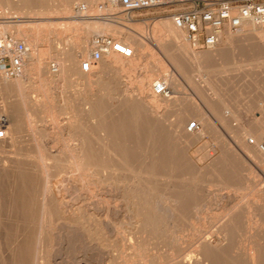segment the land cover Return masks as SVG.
I'll list each match as a JSON object with an SVG mask.
<instances>
[{
    "label": "rangeland",
    "instance_id": "obj_1",
    "mask_svg": "<svg viewBox=\"0 0 264 264\" xmlns=\"http://www.w3.org/2000/svg\"><path fill=\"white\" fill-rule=\"evenodd\" d=\"M65 1L66 0H17L15 2L13 0H0V15L3 13V15L0 16V21H9L7 23L8 31L5 35L10 36L13 34L12 36H14V28L17 25H22L26 29H29L30 33L25 30V36L20 39L25 40L26 43L30 40L33 41L37 49L39 48L37 51L42 52V55L39 56V60L33 58L31 55L29 56L30 58L27 61V66L24 68L21 76L22 83L19 88L15 89L11 87L6 91V93H2L0 91V104L14 106L18 110V115L20 117V115L22 116V105L20 104L22 101L29 104L28 108L30 110L33 108L30 104L37 99H44L43 101L46 105L49 104L50 107L49 101H51V96L54 94L60 96L57 101L60 102L58 109H60L62 113L56 116L57 121H55L54 115L51 111L48 112L49 115L47 114L45 116L41 113L38 114L40 112L38 109H33V111L30 110V117L27 122H19V131L16 133L17 136L14 140V142H16L14 145L16 150L13 146H7L9 141L8 139L7 142H0L1 144H6V148L4 150L6 154L4 151H2V153L0 151L1 157L10 156L12 154L11 152L31 150L30 148H33V141L40 142L41 145L45 147L46 152L53 151L55 153L54 163L56 164L54 166L56 167L50 169L51 172L54 173V176H57L58 181H60L59 184L64 185L65 191L63 192L65 193L62 192V196L66 202H70V206L72 207L70 209L71 216L68 213L67 215L65 214V216L58 214L52 219L54 221L52 223L53 228L48 234L51 239L50 243L52 242L50 249L51 264H156L159 262V260H157L158 257L161 258L159 259L162 264L163 262L164 264H171V261H174V257L176 258V255L180 252H183V256L186 254L185 257H187V254H196L194 251L195 247L198 246L199 241L201 242L205 238L210 239L213 244H216L223 256L225 253L224 260H228L226 256L228 258L230 257L227 262L233 259V262H229L230 264H249L246 255L244 256L247 252L248 245L256 241L263 243L264 239V212L259 214L258 210L259 207L264 208L263 201L256 203L258 209L256 206L254 207L256 202L254 199L257 198L256 196L259 195V197H264V168L254 162L255 160L252 159L253 157H251L245 149V145L250 142V137H247L250 135L249 133H254L257 130V127L264 125V111H262L264 110V59H260V57L257 56H249L244 53L242 54L240 51H235V53L233 52L226 55L229 57L225 56L221 65L208 68L209 70L213 68V72L201 73L197 72L198 68L195 70L196 67H191L192 65L188 63H184V65L180 68L175 66L172 59L163 50L157 49L155 42L152 39H149V41L144 43L145 45L143 49L135 50L136 55L141 53L142 56L140 64L136 70L113 74V77L117 80L114 90L104 91L101 88L102 85L98 81V78L96 79L95 73L91 72L92 74L88 77V75L85 74V72H82L79 68L82 55L80 53L73 52V45L77 37L76 34L80 31H76L78 29L75 30L76 27H73L75 24L73 20L70 18H63L66 16L64 9ZM81 3L87 5L85 0H76L73 3V7L76 6V4L80 5ZM112 13V16H117L119 18L122 16L121 18L125 20L128 19L125 17H132L129 23H127L128 21L125 23H127V25H131L132 27H136L143 35H147L148 37L153 36L155 27L154 23L160 21V24L163 25V17H167H161V9L142 10L125 17V14L120 13L119 9ZM103 14H106V12ZM4 16L7 18H3ZM50 22L51 28L47 26ZM65 23V26L67 27L63 30V33L61 35L56 34L57 36H55L57 28L60 30L63 27L62 25ZM57 24H59L58 27L56 26ZM52 25H54L53 28L56 30L52 28ZM74 26H76V24ZM32 28L34 29V32L31 31L33 30ZM37 31L39 32L37 33ZM146 31L148 33L144 34ZM241 32H243L242 28H240V30L231 31L230 33L237 34ZM36 34H38V37ZM32 37L35 39L33 40ZM224 37L225 32L222 34V39H224ZM39 41H41V44ZM221 42L219 45L224 46L225 43L223 40H221ZM62 50L70 53L71 57L69 61H66L64 57L63 60L67 63L61 60V64L64 66L63 76L56 83L57 86H51L49 83L47 84V82L42 80L37 71L38 65L39 63L44 64L45 62H49L50 66H53L56 59L59 60L60 57L65 56L62 53ZM195 50L200 51L198 48ZM154 60L156 61V66ZM157 63H161L163 68L165 66L166 71L173 74L175 87L169 82L166 83L169 84L168 86L172 88V90L176 91L174 99L176 101V105L170 107L161 106L158 108L160 112L162 111L163 122L166 123H163L162 125H164V127L169 126L170 121L174 118V111L186 112L188 109H193L194 111L201 112L210 121L211 127L209 129H205L200 124L199 130L202 134L200 140L198 139L195 143L188 145L183 141L178 140V138L173 137V135L168 132L166 128L165 131L167 134L170 133L169 135L172 136L166 140L168 145L164 143L165 146L163 147V143L161 142L162 149H160V151L162 152H160V154L163 156H171L174 154L175 158L179 159L181 162L173 157L174 160L180 164L176 163L175 168L174 166L169 165L166 161V165L168 164V167L164 165L163 169L158 171L156 175L148 173V171H146L147 166L144 168L139 166V163L141 164L142 160H146L149 157L150 145L153 142L148 143L149 141L143 138L138 140L139 142H126L129 146L128 149L131 154L129 155L131 160V168L129 170H123L115 167L116 165H114L112 161L109 162L107 155L103 154L104 152L102 153V150L99 149V155H103L101 157L102 161H104L103 170L99 172V177L104 179L106 178V180L116 178L120 185H122L124 181H131L137 178L144 181H152L154 183L155 188L151 191V205L155 214L153 225L156 232H153L151 224H148L145 221L141 222L133 216H126L128 212L126 213L125 207L123 205L121 206L122 203L119 199L116 200L120 208L117 211L119 215L115 220V225L108 224V228H106V230L102 227L101 218L100 221L95 220L97 225L93 228L92 225L88 224V221L85 220V216H82L84 215V211H82V213L80 211L77 212V210L83 207L81 210H87L91 213V218L94 219V213H99V209L97 208L92 210L93 205L90 203L87 192H82V196H84L85 199L84 201L78 202L80 205L75 204L72 199L73 197H70L71 193L68 188H71L74 176L71 173L72 164L70 163V155L66 149L71 147L74 143L79 142V139L93 143L94 146L96 145V147L99 148L101 127L99 125L100 122H98L97 119L96 111L101 106L103 109L105 108L104 111L110 118L107 125H109V127L117 126L121 132L124 131L123 133L133 130L138 131L139 129L144 131L153 126L150 121V123L147 122V120H145V122L143 119L142 121H128L127 119H124L123 115H129L132 112L136 113L137 111L146 110L142 101L133 102L129 96L133 94L139 95L138 82L141 80H144L146 85L148 82L153 80H163L160 70L162 68ZM156 71L158 75L156 74ZM151 73H153V76ZM209 78L211 81L210 84ZM58 83L61 86H59ZM37 85L39 90L36 88ZM219 100L223 101L224 106L220 109V113L217 114L214 112L213 107ZM100 101H102V103ZM186 107H188L187 110ZM94 116L96 117L94 118ZM170 116L172 118H170ZM221 117H223L222 122L220 121L222 120ZM112 118L114 121H111ZM145 123H148L147 126ZM29 127H37L35 137ZM63 127H69V129L66 130ZM57 128L62 129L59 132V130L57 131ZM56 131L59 133L57 134ZM53 133L55 135L54 137L52 135ZM261 135L257 144L262 139L264 140V132H262ZM75 138L77 139L75 140ZM72 140L75 142H71ZM131 140L132 139L130 138L127 141ZM175 142L177 143L175 149L178 148V150L174 153L172 152L174 149L172 147L176 145L173 144ZM146 143H148V146ZM134 145H137V148ZM170 145L173 146L170 148ZM60 149L62 150L58 152ZM144 150L146 151V154ZM224 150L227 154L221 155L225 154V152H223ZM182 153H184V155L186 154V156ZM165 156V160L170 159ZM221 158H225V162L220 160ZM214 159L215 161H213ZM219 161L223 163L221 164ZM49 162L53 163L52 160ZM217 163L221 164V166ZM211 165L213 170L210 168ZM188 166L191 168L190 170ZM215 166L217 167L215 168ZM222 166L224 167L222 168ZM169 168H172V171L168 170ZM143 169L144 171H142ZM11 175L14 176V178H12ZM11 175L0 177V184L4 182V185L0 186V193H2L1 191L4 189L5 193L8 191L7 189H10V193L7 192L6 194H0L6 195L1 196L0 198L2 199L3 197H7L3 199L4 202L2 201L3 205L5 203V214L8 215L11 213V217L7 216L10 220L7 219L5 221L6 226L10 228V233L12 232L10 240H6V244L2 245L5 250H8L11 246H13L12 243H14L15 240V233L21 228L19 211L21 210L22 204L19 202L21 201L20 197H17L19 196L21 187L17 180L16 173H11ZM232 176L234 179H238V181L235 179L237 184H233L232 181L230 182V180L233 179ZM218 178L222 180L224 178L225 180H223V182ZM234 179L233 181L235 182ZM218 180L223 183H217ZM226 182L231 183L232 185H228ZM239 182L241 183L239 184ZM9 184L13 185V189L15 188L14 186H16V190H13L11 185L9 187ZM172 188L174 190L176 188V192H174V190L171 191ZM15 191L17 192V195H14ZM190 191L193 194L190 193ZM184 192H187L188 194H185ZM194 192L196 194H194ZM140 193L141 192H139V195ZM180 193L181 195H179ZM10 194L14 196L13 198L15 199H13L12 196L9 197ZM138 196H135L134 200H137ZM181 196H183L184 201H179ZM187 198H189V200H187ZM9 201L11 205L9 204ZM15 202H18L17 206ZM260 203L263 204L261 205ZM19 204H21L20 208L18 207ZM82 204L84 206H82ZM6 205L8 206L6 207ZM185 205L188 206L186 207ZM78 206H80V208L77 209L76 207ZM174 206H177L178 208L176 207V209ZM13 208L17 210L14 211L15 213L17 212L16 214L11 210ZM186 208H188V211H186ZM254 208L256 210H253ZM166 209H168V211ZM165 211H167V213ZM76 212L78 213V216H76ZM78 217L82 218L78 219ZM256 218L257 220L255 221ZM15 221H17L16 223L19 222L18 224L20 225H16ZM231 222L233 224H231ZM255 222L257 223L255 224ZM137 228H140L141 230ZM96 231L98 235H96ZM237 246L240 248H237ZM225 250L227 252H225ZM147 251L153 255L149 254V252L147 253ZM144 256H147V258H144ZM140 258L145 261H142ZM153 260H155V263H153ZM129 261L130 263H128ZM224 264H226V261H224Z\"/></svg>",
    "mask_w": 264,
    "mask_h": 264
},
{
    "label": "bare ground",
    "instance_id": "obj_2",
    "mask_svg": "<svg viewBox=\"0 0 264 264\" xmlns=\"http://www.w3.org/2000/svg\"><path fill=\"white\" fill-rule=\"evenodd\" d=\"M13 1L16 2L17 0H13ZM75 1L76 0H66L65 1L64 9H65V15L66 16L63 18H65V19L70 18L71 20H73V22L76 24V26H74L75 24L74 25L72 24L73 27L74 28L76 27L75 30L78 29L76 31H80V32H78V34L75 33L77 35V37H76V40L74 41L73 52L80 53L82 55L81 59L88 58L90 50H91V39H92L93 35H95V34H110L114 38L120 39L123 42H125L126 44H128L133 50V54L130 57H124V56H122L118 53H115V52H111L107 55H104L100 61H98L97 63L92 65V69L90 72L85 73L88 75V77L92 74L91 72L95 73L96 79L98 78V81L102 85L101 88L104 91L114 90L115 84H117V80L115 77H113V74H118L120 72H130V71L136 70V68L140 64L142 56H141V53L136 55L135 50L143 49V47L145 45L144 43L149 41V39H152L155 42V46L157 49L163 50L172 59L175 66H178L180 68L184 65V63H188V64L192 65L191 67H194V68L196 67L195 70L198 68L197 72H201V73L202 72L203 73L213 72V70H212L213 68L210 70L208 68L215 67L216 65H221L223 60H224V57L226 55H229L230 53H233V52L235 53V51H240L242 54L244 53V54H247L249 56H257V57H260V59L261 58L264 59V26L256 24L254 22H250V21L244 22L234 30H230V29L223 30L222 34L225 32V37H224V39H222V34H221V39L219 41V44H220L221 40H223V42L225 43L224 46H220L218 44L219 46L217 45V47L214 49H198L200 51H196L195 49H197V48L192 46L190 43H188L185 40L182 31L177 29L172 24V21L168 16L163 17L164 18L163 19L164 20L163 25L160 24V21H157L156 23H154L155 27H154L153 36L148 37L147 35H143L141 33V31H139L136 27H132L131 25H127V23H129V21H131L132 17L129 18V17H125L127 15H124V17L126 19L128 18L127 20H125V19L121 18L122 16H120V18L117 16L116 17L112 16V14H113L112 12H116V10L119 9L117 0H104V1H101V0H85L87 5H85L86 9L84 11L76 9L78 4H76V6L73 7V3ZM102 11L106 12V14H103L104 12H102ZM101 12H102V14H101ZM2 15H3V13H2ZM2 15H0V16H2ZM3 18H7V17L4 16ZM46 21H48V20H46ZM8 22L9 21H7V20H1L0 21V36H8V35H5L8 31L7 30V28H8L7 23ZM125 22H127V23H125ZM69 23H71V22H69ZM50 24H51V22L47 24V26H49V28H51ZM54 25H52V28ZM65 25H66V23L64 25H62L63 27L60 25L62 27L60 30H58L59 28H57V31H55V36H57L56 34L61 35L63 33V30L67 27ZM56 26L58 27L59 24H57ZM240 28H242L243 32L237 33V34L230 33L231 31L240 30ZM14 29H15L13 31L14 36H12L13 34L10 35V37L12 39L22 40L20 38H23L25 36V30H27L30 33V30L26 29L22 25H17ZM54 30H56V29H54ZM27 31H26V33H27ZM31 31L34 32V29ZM38 32L39 31H37V33ZM79 33H80V36H79ZM146 33H148V32L147 31L144 32V34H146ZM36 35L38 37V34H36ZM36 35H35V37H36ZM32 39L34 40L35 38L32 37ZM39 39H42V38H39ZM22 41L28 47V53L26 54V56L23 60V71H24V68L27 66V63H28L27 61L30 58L29 56L31 55L33 58L39 60V56L42 55V52L37 51L39 48L37 49V47L34 45L33 41L30 40L27 43L25 40H22ZM41 41H39V43ZM56 53H57V51H56ZM62 53L65 56L60 57L59 60L56 59L55 60L56 62L53 64V66H50L49 62H45L44 64L39 63V65H38L37 71L40 74L42 80L47 82V84L49 83V85H51V86L56 85V83L59 81V79L63 76L64 66H63V64H61V60H63L64 57H65L66 61L70 60V57H71L70 53L65 52V50H62ZM44 54H45V52H44ZM226 57H229V56H226ZM143 58H144V56H143ZM66 61L63 60V62H66ZM144 64H145V62H144ZM158 65H160L162 68L160 70H161V76L163 77V80L165 82H169V83L173 84L175 87L173 74L166 71L165 66L163 68L161 63ZM155 66H156V61H155ZM194 68H191V69H194ZM23 71H22V73H23ZM22 73L15 78H5V77L1 76V74H0V91L2 93H6V91L11 87L15 88V89L19 88L20 84L22 83V80H21ZM152 74L153 73H151V75ZM156 74H157V71H156ZM155 81H157V80H155ZM209 81H210V78H209ZM153 82H154V80L151 82H148V84L146 85L144 80L139 81L138 82V84H139V86H138L139 95L132 93L133 95L129 96V97H131L133 102H138V101L141 102L142 101V103L146 107V110L145 111H137L136 113L132 112L129 115L128 114L123 115L124 119H127L128 121H130V120L131 121H136V120L142 121V119H143L144 121L147 120V122L150 121L153 124V126L149 127V129H146L144 131L139 129L138 131L133 130L130 132L123 133L124 131L121 132L117 126L109 127V125H107V122L110 121V118L106 115V113L104 111L105 108L103 109L101 106L96 111L97 119H98V122H100L99 125L101 127L99 148H97L96 145L94 146L93 143H90L88 141L86 142V141L79 139V142L74 143L73 145H71V147H68L66 149L70 155V163L72 164V172L71 173L74 176L73 184H72L71 188L67 187L69 189L71 195H72V196L70 195V197H73L72 199H73L75 204L80 205V203H78V202L84 201V199H85V197L82 196V192H87L89 195L90 203L93 205V208L91 207L92 210L97 209V208L99 209V213H96V212L94 213L95 218L93 219V218H91V213H89L85 209L81 210V208L83 209V207H81V208H80V206L76 207L77 209L80 208L77 210V212L78 211H80V212L84 211V215H82V216L83 217L85 216V218H86L85 220H87L88 224L92 225L93 228H95L97 225L95 220L100 221L101 218H102V227L104 229L108 228V224L115 225V222H116L115 220L117 219V216L119 215V213L117 211L120 208V206H118L116 200L119 199V201L122 203L121 206L123 205L126 209V213L128 212L126 214V216H128V217L133 216V217H136L141 222L145 221L146 223L151 224L153 232H156V229L154 228V225H153L155 214H154V211H153L152 205H151V203H152V200H151L152 199V192L151 191L154 190V188H155L154 183L152 181H144L140 178H137V179H134L131 181H124L122 183V185H120L119 182L116 180V178L113 179L111 175H110V177L112 179H109V180L107 179L108 181L106 180V178L104 179V178L99 177V172H101L103 170L102 168L104 166V164H103L104 161H102V157H101L103 155H101V156L99 155V153H100L99 149L102 150V153L104 152L103 154L107 155L109 162L112 161L114 163V165H116L115 167L123 169V170H129L131 168V164H130L131 160H130L129 155H131V154H130V151L128 149L129 146L126 142H139L138 140H141L142 138L149 141L148 143L153 142L150 145L149 157L146 160H142L141 164L139 163V166L141 168L142 167L144 168L147 166L146 171H148V173H150L151 175H156V173L158 171L162 170L164 165H166V161L169 163V165L174 166L175 168H176V163H177L176 160H174V158H175L174 154H172L173 156L169 155L170 157L167 155L166 156L164 155L166 158H170L167 160H165L164 156L160 154V152H162V151H160V149H162L161 142L163 143V147H164L165 146L164 143L167 142L166 140H168V138H171V136L173 135V137L178 138V140L183 141L187 145L193 144V143H195V141H198V139L200 140V138H201L202 134L199 130L200 124L205 129L206 128L209 129L211 127L210 121L201 112L194 111L193 109H191V110L188 109V111H186V112L185 111H174L173 112V115H174L173 120L170 121L168 127H164V125H162L164 123L163 118H162V116H163L162 111L160 112V110L158 108L161 106L170 107V106L176 105V101L174 100L176 91L172 90V88H170V93L167 96L154 95L151 91V85ZM210 83H211V81L209 82V84ZM58 85H59V83H58ZM59 86H61V85H59ZM212 87H213V85H212ZM36 88L39 90L38 85ZM59 98H60L59 95H56V94L52 95L51 101H49L50 107H49V104H47L48 106L46 105V103L43 101L44 99H37V100L33 101L32 104H30L33 107L30 110L33 111V109H38L40 111L38 114L41 113L42 115H45V116L47 114L49 115L48 112L51 111L54 115L55 121H57L56 116H58L62 113L60 111V109H58V107L60 106V102H58L57 100ZM66 99H68V98H66ZM63 100H65V99H63ZM221 100H219L216 103V105H214V107H213L214 112L217 114L220 113V109L222 108V106H224V103ZM100 102L102 103V101H100ZM20 104L22 105V116L20 115V117L18 115V110L14 106H6L4 104H0V116L3 115L5 117V120H6L5 134H4V137L0 138V142H7V139H8L9 141H8L7 146H9V147H12V146L14 147V145L16 143V142H14V140L17 136L16 133H18V131H19L18 130L19 122L23 121L25 123V122H27L28 118L30 117V110L28 108L29 104L24 102V101H22ZM145 107H144V109H145ZM188 107L190 108L189 105H188ZM188 107H186V110ZM262 111H264V110H262ZM35 112H37V111H35ZM222 115H223V113H222ZM220 116H221V114H220ZM95 117L96 116H94V118ZM223 117H221V119H222V120H220L221 122L223 121ZM170 118H172V117L170 116ZM224 118H226V117H224ZM193 119H194V121H193ZM263 119H264V117H263ZM112 120H113V118L111 119V121ZM187 120H188V122H187ZM190 122H194L195 125H197V128H195V126H194L193 128L189 129L188 125ZM145 124L147 126L148 123H145ZM164 124H166V123H164ZM257 126H258V124H257ZM29 128L31 129V131L33 132V135L35 137L37 127H29ZM63 128L66 130L69 129V127H66V128L63 127ZM166 128H167L168 132H170L172 135H169L170 133L167 134V132L165 131ZM61 129L57 128V131L59 130V132H60ZM256 129L257 130L254 133H249L250 135L247 136V137H250V140H249L250 142L245 145V149H246L247 153L250 154L251 157H253L252 159L255 160L254 162L259 164L260 167L264 168V154L259 150V147H258L260 142H263L264 140L262 139L257 144V141L260 138L261 133L264 132V125H261L260 127H257ZM57 131H56V133H57ZM61 134H62V132H61ZM52 135H53V137L55 136L54 133ZM130 138L132 140L127 141ZM76 139L77 138H75V140ZM152 139H154V140H152ZM88 140H89V138H88ZM71 142H75V141L72 140ZM148 143H146L147 146H148ZM59 144H60V142H59ZM173 144H176V145H174V146L170 145V148L173 146L172 148H174V149L172 152L175 153V151L178 150V148L175 149V147L177 146V143L175 142ZM5 145L6 144H1V146H0L1 153H2V151L5 150V148H6ZM32 145H33V148H30L31 150H24V151H18L17 150L18 152H11L12 154L10 156H5V157L0 156V177L10 176L11 173L12 174L16 173L17 180L20 183V187H21L20 191H19V196H17V197H20L21 201H19V202H21V204H22V205L19 204V206H18L20 208V205H21V210L19 211L20 212L19 219H20V223H21V228L19 229L18 232L15 233V236H14L15 240H14V243H12L13 246H11L8 250H5L2 247V245L6 244L5 243L6 240H8V239L10 240V235L12 233V232L10 233V230H9L10 228H8L6 226L5 221L8 219L7 216H10L11 213L8 215L5 214L6 208H5V203L3 205V202H4L3 199L7 198V197H3V199L0 198V264H51L50 249H51V243L52 242L50 243L51 239H50L48 234L50 233V230L53 228L52 223L54 221L52 219L54 218V216H57L58 214H61V216L62 215L65 216V214L67 215V213H68L71 216L70 209L72 206H70V202L69 203L66 202V200L62 196L63 193H65V192H63V191H65V189H64L65 187L63 184H61V185L59 184L60 181H58L57 176H54V173L51 172V169L56 167V166H54L56 164V163H54V161H55V157H54L55 155L54 154L55 153L53 151L46 152L45 147L43 145H41L40 142H34L33 141ZM178 147H179V145H178ZM14 149L16 150V147H14ZM167 149H169V148H167ZM61 150L62 149L58 150V152H60ZM180 150H182V149H180ZM4 152H3V154H4ZM223 152H225V154H221V155L227 154V152L225 150ZM177 153H178V151H177ZM5 154H6V152H5ZM145 154H146V151H145ZM182 154L184 155V153H182ZM184 156H186V154ZM176 157H177V155H176ZM105 159H106V157H105ZM175 159H177V158H175ZM217 159H219V158H217ZM50 160H52L53 163H50L49 162ZM177 160L180 161L179 159H177ZM220 160L224 161L225 158H223V159L221 158ZM213 161H215V159ZM106 162H108V161H106ZM217 162H218V160H217ZM219 163L222 164L223 162L219 161ZM219 163H217V164H219ZM221 164H219V165L221 166ZM214 165H215V163H214ZM174 167H172V168H174ZM216 167L217 166H215V168ZM223 167L224 166H222V168ZM188 168H189V166H188ZM210 168H211V170H213L212 165L210 166ZM210 168H209V171H210ZM69 169H71V168H69ZM171 169L169 168L168 170H171ZM190 169L191 168H189V170ZM221 169H219V170H221ZM142 171H144V169ZM185 171H186V169H185ZM216 171H217V169H216ZM123 174H124V172H123ZM161 174H162V172H161ZM191 177H192V175H191ZM12 178H14V176H12ZM232 178H233V176H232ZM233 179L230 180V182L232 181L233 184L234 183L237 184L236 180L238 181V179L235 178L236 179V180L234 179L235 182L233 181ZM219 180H222V179H219ZM219 180L217 181V183L220 182ZM223 180H225V179L223 178ZM50 183H51V185H50ZM226 183H228V182H226ZM240 183L241 182H239V184ZM229 184H231V183H228V185ZM1 185H4V182L2 184H0V186ZM6 185H8V184H6ZM10 185H11V188L13 189V185L9 184V187H10ZM225 186H227V185H225ZM14 187L15 188L13 190H16V186H14ZM194 188H195V186H194ZM7 190L8 191H6V193L10 191V189H7ZM173 190L174 189L172 188L171 191H173ZM175 190H176V188H175ZM175 190H174V192H176ZM3 191H1L2 193H0V194H3V193L6 194L5 189ZM178 191H179V189H178ZM139 192H141L140 195H139ZM181 192H182V189H181ZM9 193H8V195H9ZM190 193H192V192L190 191ZM11 194L9 197H11L13 195V194L12 195ZM194 194H196V193L194 192ZM14 195H17L16 191H15ZM179 195H181V193ZM1 196H6V195H0V197ZM135 196H138L137 200H134ZM13 197L14 196H12V198ZM17 197H16V199H17ZM193 197H194V195H193ZM256 197L257 198L254 199V201H256L254 207L255 206L257 207V205H256L257 202L263 201V203H264V197H259V195ZM189 198H190V196H189ZM189 198H187V200H189ZM10 199H8V200H10ZM13 199H15V198H13ZM181 200L184 201L183 196H181L179 201H181ZM11 202L13 203L12 199H11ZM9 204H10V201H9ZM17 205H18V202L16 203V206ZM7 206L8 205H6V207ZM82 206H84V205L82 204ZM4 208H5V210H4ZM85 208H86V206H85ZM186 209H187L186 211H188V208H186ZM257 209H258V207H257ZM263 209L264 208L259 207V209H258L259 214L264 212ZM11 210L14 212L16 209L13 208ZM166 210L168 211V209H166ZM253 210H256V209L254 208ZM167 211H165V212L167 213ZM186 211H185V213H186ZM19 212H18V214H19ZM77 212H76V216H78ZM180 212H182V211H180ZM182 216H184V215H182ZM232 216H234V215H232ZM167 217H168V215H167ZM248 217H250V216H248ZM79 218L81 219L82 217H78V219ZM239 218H240V216H239ZM172 219H174V218H172ZM8 220H10V219H8ZM256 220H257V218L255 219V221ZM12 222H14V221H12ZM16 222L17 221H15V223ZM257 222H255V224ZM18 223H16V225ZM248 223H250V222H248ZM231 224H233V223L231 222ZM235 224H238V223H235ZM18 225H20V224H18ZM248 225H250V224H248ZM97 227H100V226H97ZM232 227H234V226H232ZM262 227H263V225H262ZM113 228H114V226H113ZM137 229H140V228H137ZM11 231H12V229H11ZM159 231H160V229H159ZM229 231H230V229H229ZM118 232H119V230H118ZM193 232H194V230H193ZM260 232H261V230H260ZM96 233H97V231H96ZM106 233H107V231H106ZM96 235H98V233ZM102 240H103V238H102ZM253 242H254V240H253ZM134 245H135V243H134ZM228 245H229V243H228ZM5 248H6V246H5ZM237 248H240V247L237 246ZM195 249H194V251L196 252V254H189V255L187 254V257H185L186 254L183 256V252H180L178 255H176L177 256L176 258L174 257V261H171L172 262L171 264H224V261H226V264H227L229 262H233L232 258H231L232 259L231 261L227 262L230 259V257L228 258L227 256H226V258L228 260H224L225 253L223 256L221 251L218 249L217 245L213 244L210 241V239H208V238H205L201 242L199 241L198 246L195 247ZM148 252L149 251H147V253ZM225 252H227V251L225 250ZM149 254H152V253L149 252ZM226 255H227V253H226ZM245 255H246L247 261H249V264H264V239H263V243L258 242V241L254 242V243H250L247 247V252L244 254V256ZM121 257H122V255H121ZM145 257L147 258V256H144V258ZM159 258L160 257H158V259H157V260H159V262L156 264H162V262L160 261L161 258L160 259ZM246 258H245V260H246ZM141 260L143 261L144 259H141ZM157 260H156V262H157ZM153 261H154L153 263H155V260H153ZM128 263H130V261ZM123 264H125V263H123ZM163 264H164V262H163Z\"/></svg>",
    "mask_w": 264,
    "mask_h": 264
},
{
    "label": "built area",
    "instance_id": "obj_3",
    "mask_svg": "<svg viewBox=\"0 0 264 264\" xmlns=\"http://www.w3.org/2000/svg\"><path fill=\"white\" fill-rule=\"evenodd\" d=\"M120 13L131 15L142 10H162L172 24L182 31L185 40L198 49H214L219 44L222 31L234 30L244 22H254L264 26V0H117ZM85 10L81 3L76 7ZM113 15V14H112ZM111 52L124 57L133 54L132 48L110 34H95L91 39L88 58L82 59L79 68L88 73L92 65ZM28 47L22 40L10 36H0V74L5 78H15L23 71V60ZM154 95L167 96L170 87L164 80L151 85ZM197 125L190 122L188 128ZM6 120L0 116V138L4 137ZM259 150L264 154V141Z\"/></svg>",
    "mask_w": 264,
    "mask_h": 264
}]
</instances>
